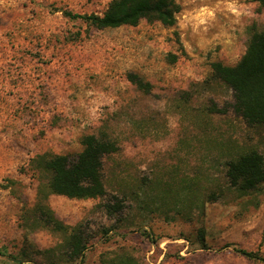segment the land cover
I'll return each instance as SVG.
<instances>
[{
    "label": "rangeland",
    "instance_id": "obj_1",
    "mask_svg": "<svg viewBox=\"0 0 264 264\" xmlns=\"http://www.w3.org/2000/svg\"><path fill=\"white\" fill-rule=\"evenodd\" d=\"M110 1L0 0V264H264L233 250L264 257V184L243 194L226 177L238 155L264 154V126L212 76L264 30V6L174 0L172 26L103 29L64 14ZM85 134L117 147L102 159L106 195L50 193L42 160L77 154ZM38 204L82 228L80 254Z\"/></svg>",
    "mask_w": 264,
    "mask_h": 264
},
{
    "label": "trees",
    "instance_id": "obj_2",
    "mask_svg": "<svg viewBox=\"0 0 264 264\" xmlns=\"http://www.w3.org/2000/svg\"><path fill=\"white\" fill-rule=\"evenodd\" d=\"M264 6V0H256ZM178 5L174 0H111L102 15L64 14L72 19H81L98 28H115L122 25H137L141 20L158 21L165 26L176 22ZM212 76L225 83L233 93V110L250 127L264 126V30H253L244 54L234 66L221 62L212 65ZM131 81L140 88L144 83L137 78ZM82 150L74 155H54L43 159L41 168L48 174L47 187L50 193L69 199L100 198L106 195L102 159L117 150L116 145L105 136L85 134L81 138ZM227 181L240 193L257 190L264 184V154L252 150L238 155L227 163ZM108 207V205H107ZM115 209H109L114 211ZM39 222L52 229L71 231L70 247L77 254L86 248L82 228L68 227L60 222L44 204H38L35 212ZM238 253L264 263V257L243 249ZM15 261L29 264L30 260L13 257ZM18 261V262H19Z\"/></svg>",
    "mask_w": 264,
    "mask_h": 264
}]
</instances>
